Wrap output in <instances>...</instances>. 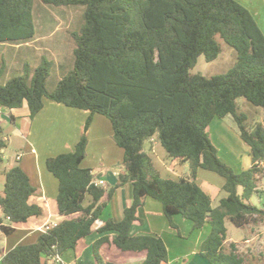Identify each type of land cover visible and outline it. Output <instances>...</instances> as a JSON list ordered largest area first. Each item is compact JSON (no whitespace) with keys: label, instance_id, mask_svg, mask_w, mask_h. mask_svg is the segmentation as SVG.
Segmentation results:
<instances>
[{"label":"trees","instance_id":"1","mask_svg":"<svg viewBox=\"0 0 264 264\" xmlns=\"http://www.w3.org/2000/svg\"><path fill=\"white\" fill-rule=\"evenodd\" d=\"M84 7V24L72 38L73 70L50 91L49 61L34 73L0 80V108L19 109L27 104L30 118L49 100L88 111L84 131L74 151L50 157L49 172L59 182L57 212L65 220L43 233L33 244L16 246L2 264H56L52 260L72 250L81 255V242L93 233L114 192L133 184L132 204L121 221L109 219L98 229L102 237L92 246L94 264H125L128 258H144L141 264H169L167 246L154 234H131L143 225L140 210L145 199L162 204L170 227L178 230L175 215L193 223L194 230L207 224L211 233L199 254L210 264H245L235 243L228 248L229 220L238 228L264 210L250 202L259 195L264 177V126L249 128L238 100L246 99L264 110V34L252 13L236 0H0V44H21L36 36V5ZM221 40L237 52L235 65L225 74L205 77L192 74L200 56L208 62L222 53ZM7 72L0 63V79ZM112 124L113 139L124 151L122 171L112 188L97 185L91 169L82 167L89 145L88 131L94 115ZM231 115L243 142L249 147L252 166L236 173L219 157L208 129L216 119ZM156 138L173 163H188L190 176L163 177L145 146ZM7 146L0 138V150ZM200 169L225 179L228 196L217 208L197 183ZM36 192L29 176L18 165L5 173L0 208L15 231L44 210L31 198ZM88 196L92 202L85 206ZM115 232L117 235H108Z\"/></svg>","mask_w":264,"mask_h":264},{"label":"crops","instance_id":"2","mask_svg":"<svg viewBox=\"0 0 264 264\" xmlns=\"http://www.w3.org/2000/svg\"><path fill=\"white\" fill-rule=\"evenodd\" d=\"M237 1L242 4L240 2L241 0ZM258 2L260 3L257 5V0H249L248 5H243L252 13L264 34V11L261 7V3L264 5V0H258ZM36 29L37 33L35 38L27 43L0 44V51L7 52L12 56L10 63L7 62V59L1 57L2 63L5 62L6 65L9 64V67L7 66V72L2 76L5 77L3 79L1 77L0 79L2 83H6L10 79V74H8L10 68H14V66H26V64L29 63L37 67L45 60V57H48L50 53L53 54L52 51L57 52V47L55 45L59 47L62 46L61 43H58L59 41H57V39L54 40V37H56V34L60 31L59 26L52 27L48 32H44V30L40 32L36 20ZM51 48L53 49L51 50ZM16 71L20 70L17 69L15 72ZM89 115L90 112L88 111L70 108L49 100L45 101L43 110L33 119L30 118L27 104H24V106L19 109L0 108V138H3L6 144L9 145L14 143V141L19 142L20 139H25L26 141L25 146H20V149L17 150L16 158L9 161L8 164L4 161L6 159L5 156L0 157V195L3 194L4 190L5 173L18 163L17 165L26 172L32 185L36 188V192L31 200L41 205L44 210L41 217L32 218L26 224L15 226V231L10 235H5L0 227V264H2L3 256L16 246L33 244L36 242L39 236L43 234V232L39 231L40 227L51 223L59 224L65 220V217L58 214L56 207L59 182L47 169L46 161L50 157L74 151L84 131L87 121L86 118ZM8 124H12L15 129L12 133L9 132L8 136H5L4 126ZM247 124L249 126V123ZM209 127L208 134L211 140L212 134L210 135V133H212L215 128L220 133V137L218 133L219 140L223 143L229 142L231 144L234 151L227 150L228 155L233 156L234 153L237 154L236 149L232 146L234 138L238 140L237 143L241 146V149L244 147L241 143L242 139L239 127L231 115L224 119H216ZM113 134L111 122L103 117L95 116L88 131V154L83 162V164L87 162L90 157L89 150L92 144L96 143L98 148L102 149L103 153L99 154L100 156L102 155V157H99L103 159L104 162L98 164L90 162L87 163L84 168L91 169L95 176V181H104L105 185H103V187L107 189L117 184L119 173L123 170L122 162L124 156L121 151L115 149V141L112 145L114 140ZM146 145L145 152L151 156L155 167L163 177L180 179L184 177V171H186V175L188 174L190 168L189 164H182L179 162L174 164L173 160L168 157L166 150L156 138L148 141ZM109 146H111V149L117 154L113 161L109 159L107 154H104V151H106ZM146 149L149 150V152H147ZM244 150L249 153L251 158L249 147H244ZM0 152L6 154L7 149H2ZM18 157L20 158L18 159ZM239 160L243 162L241 157ZM161 162H163L165 167ZM245 163H249V160H245ZM114 165L117 166V168H115ZM180 166L181 168L179 169ZM215 174L214 172L200 169L197 175V183L210 195L211 199L214 195L217 197V200L212 199L213 208H217L221 200L228 196L227 192L223 189L225 179ZM189 175L190 174H188L187 177H189ZM205 185L208 186V189L205 188ZM211 189H213V194ZM259 190L262 191L264 188L259 187ZM258 197L259 203L262 205L258 207L264 210V203H262L260 194ZM105 200L108 201V205L100 219L94 224L93 233L81 242V255L76 257L75 252L70 250L60 256L61 264H94L92 246L96 240L102 237L97 231L103 227L105 222L109 219L116 222L122 220L124 217V210L128 208L133 201V184L127 183L116 190L111 199L106 196ZM91 202L92 197L88 196L85 201V206H88ZM140 215L144 220V224L134 226L131 230V234L133 236L154 234L162 237L168 249L169 264H210L207 259L199 254L202 243L211 233V226L209 224L201 230H194L191 221L183 218L181 215H175L173 221L178 226L179 231L174 230L170 227V223L163 213L162 204L152 198L145 199V204L140 210ZM9 225V220L5 218L0 208V226L8 227ZM249 225L250 224L247 225L248 227L245 226V228H250V232H252V227ZM252 234L253 232L250 235L244 234L240 239H243V243L251 244L256 238ZM108 235L115 237L117 234L115 232H110ZM239 241L238 238L229 236L228 233V240L225 244L227 247L228 242L237 244ZM236 246L238 253L241 254L239 246ZM143 260L144 258H128L125 259L124 262L125 264H141Z\"/></svg>","mask_w":264,"mask_h":264},{"label":"rangeland","instance_id":"3","mask_svg":"<svg viewBox=\"0 0 264 264\" xmlns=\"http://www.w3.org/2000/svg\"><path fill=\"white\" fill-rule=\"evenodd\" d=\"M240 2L242 3V5L249 4V0H241ZM259 3L260 2H258L257 0V5ZM261 7H262V10L264 11V5L262 3H261ZM84 11H85L84 7L80 5H68V6H60V7L40 6L39 4L36 5V20H37V24L39 26L40 32L42 30H44V32H48L49 29L55 26L60 27V31L56 34V37H54L55 38L54 40L57 39V41H59L58 43H61L62 46L59 47L58 45H55L57 47V52L52 51L53 54L50 53L48 57H45V61L47 60L50 63V74L46 82L47 88L50 91L54 90L57 87L60 80L73 70L74 61H75L74 50L77 48V44L72 38V35L74 32L81 30V27L84 24V20H85ZM48 34H51V33H48ZM221 43L223 46V50L220 56L218 57V59L213 62H208L204 56H200L198 58L196 66L193 69H191L192 74H200L205 77H211V76H215L219 74H225L235 65L237 61L236 50L230 47L229 45H227L222 40H221ZM52 49L53 48H51V50ZM1 57L7 59V62L10 63L12 56L8 54L7 52L0 51V63L2 62ZM7 66L9 67V64ZM35 66L36 65H33L32 63L26 64V66H22V67L14 66V68H10L8 74H10V78L14 75L24 74L25 72H30L32 74L34 73ZM17 69L20 71L15 72V70ZM4 77H2V79ZM238 106L240 110L239 112L245 113L248 116L249 120L247 123H249V128H253L259 124L264 126V110L252 105L244 98H241L238 100ZM90 115L86 118V120L90 117ZM95 116L96 117L100 116V117L107 119L105 116L98 115V114L94 115L93 118ZM92 123H93V119H92ZM4 128H5V133H4L5 136H8V133L9 132L12 133L13 130L15 129V127L12 124L5 125ZM218 133L219 132L217 131V129L214 128L212 133H210V135L212 134L211 135L212 141L213 143H215V146L220 152L219 154L220 159L224 163L229 165L231 168H233V170L236 173H241L243 171L248 170L251 167V158L249 156V153L244 150V147H246L247 145L241 140L242 145H244V147L242 146L243 148L241 149V146L237 143L238 140L234 138V140L232 141V146L236 149L237 154L234 153L233 156H230L228 155L227 150L234 151L231 147V144L229 142H225V143L221 142L219 140L220 133H219V137H218ZM25 144H26L25 139H22V140L20 139L19 142L14 141V143H12L11 145L7 144V146L4 148V149H7L6 154H3L2 152H0V157L5 156L6 159L4 161L5 163L8 164L9 161L16 158V155L18 152L17 150L20 149V146H25ZM113 144H114V140L112 142V145ZM114 145L116 147L115 149L118 151H121L124 156L123 149L118 147L116 144ZM98 150H101V151H98ZM104 152H105L104 154H107L109 156V159L111 161H113L117 155L116 152L111 149V146H109V148H107V150ZM147 152H149V150H147ZM87 153H88V149H87ZM100 153H103L102 149L98 148L96 143H93L91 149L89 150L90 157L85 164H82V167L84 168V166L90 162L94 164L104 162V160L100 158L102 157V155L101 156L99 155ZM240 157L243 160V162L239 160ZM247 159L249 160V163H245V160L248 161ZM17 164L18 163H16L15 166H18ZM161 164L163 165V162H161ZM115 168H117V166H115ZM180 168L181 166L179 167V169ZM188 174H190V168L188 170ZM188 174L186 175V171H184L183 176L187 177ZM218 176L221 177L220 175ZM259 185H260L259 187L264 188V177H261ZM205 188L208 189V186L205 185ZM211 192L213 194V189H211ZM260 198L262 200V203H264V190L260 192ZM212 199L217 200L216 195H214ZM250 202L259 207L262 206L260 205L259 197L256 194L253 195ZM226 223H227V227L229 230L228 231L229 236H233L235 238H238V240H240L239 243L237 244L235 243V244L239 246V250L241 253L240 255L244 258L245 264H264V218L253 217L250 220L249 224L252 227L251 228L253 232L252 235L256 237L255 240L251 242V244L243 243L242 242L243 239H240L244 234L250 235L252 233L250 232V228L243 227L240 229L234 224H232V222L229 220H227ZM246 227L248 226L246 225ZM231 244H232L231 242H228L227 248Z\"/></svg>","mask_w":264,"mask_h":264},{"label":"built area","instance_id":"4","mask_svg":"<svg viewBox=\"0 0 264 264\" xmlns=\"http://www.w3.org/2000/svg\"><path fill=\"white\" fill-rule=\"evenodd\" d=\"M20 157H18L19 159ZM97 185H100V186H103L105 185V182L104 181H94ZM7 220H9V218H7ZM57 224L56 223H51V224H46L42 227L39 228V231L43 232V233H46L47 231H49L50 229L56 227ZM53 262H55L56 264H61V258L60 256H57L55 257L53 260Z\"/></svg>","mask_w":264,"mask_h":264}]
</instances>
